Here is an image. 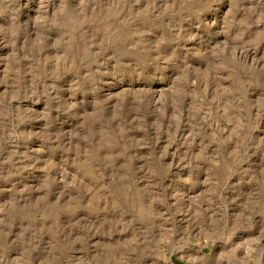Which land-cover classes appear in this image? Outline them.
Listing matches in <instances>:
<instances>
[{"label": "rangeland", "instance_id": "obj_1", "mask_svg": "<svg viewBox=\"0 0 264 264\" xmlns=\"http://www.w3.org/2000/svg\"><path fill=\"white\" fill-rule=\"evenodd\" d=\"M0 264H264V0H0Z\"/></svg>", "mask_w": 264, "mask_h": 264}]
</instances>
